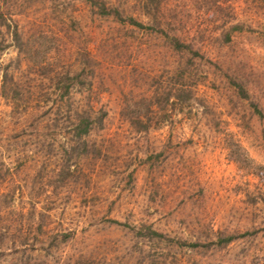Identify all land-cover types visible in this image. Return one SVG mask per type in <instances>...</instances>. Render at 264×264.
I'll use <instances>...</instances> for the list:
<instances>
[{
  "label": "rangeland",
  "instance_id": "1",
  "mask_svg": "<svg viewBox=\"0 0 264 264\" xmlns=\"http://www.w3.org/2000/svg\"><path fill=\"white\" fill-rule=\"evenodd\" d=\"M104 1L145 23L155 12L200 54L89 0H0V264H264V0ZM15 24L36 47L51 32L49 56L72 69L90 52L75 104L107 114L86 147L64 150L66 114H28L52 90L11 41ZM133 105L146 131L121 113ZM146 224L176 240L148 237ZM219 230L238 235L206 243Z\"/></svg>",
  "mask_w": 264,
  "mask_h": 264
},
{
  "label": "trees",
  "instance_id": "2",
  "mask_svg": "<svg viewBox=\"0 0 264 264\" xmlns=\"http://www.w3.org/2000/svg\"><path fill=\"white\" fill-rule=\"evenodd\" d=\"M92 4V8L96 6V12L100 16H111L113 19L119 22H128L134 24L140 28H149L151 30H159L163 33V36L168 40V43L177 50H183L184 48L199 53V47L194 48L193 44L189 41L182 40L178 35L170 34L166 29L159 25V19L156 17V13L152 12V21L145 23L141 19H138L132 14H125L116 6H109L105 3L104 0H89ZM145 6L148 7L147 2ZM0 17L5 21L9 27V22H7V17L0 12ZM0 53L1 51L10 44V41L6 40V35L2 29H0ZM10 32V33H9ZM7 33L10 34L11 41H14L19 48L22 50L24 55L27 56V69L35 70V74L39 77L40 82H49L51 84V100L49 104L43 105V109L37 113L38 108H30L29 113L31 116L39 120L44 115L52 113L55 117H60L63 113L66 114V117L69 118L72 122L70 129L68 130L70 134V146L65 147L67 149H76L79 146L86 147V136L88 135L89 128L96 125L101 127L103 125L104 116L107 114L106 109L101 105L97 109H94L92 105L87 104L82 108L78 107L76 102V91H82L84 87L89 88L91 83L90 75L93 72V66L90 64L91 54L85 48V46L79 48L78 52L79 63L78 67L72 69L71 64H62L59 63L60 56L55 55L54 53L49 56L50 50L54 49V45L51 44L55 42V37L51 32L40 30L37 35L39 37V45L34 46V42L30 41V38L21 39L22 33L19 32L17 25L15 24L12 29L9 28ZM200 54V53H199ZM9 66V65H8ZM7 72V71H6ZM5 79L7 78V73H4ZM232 82L238 88V90L244 95L249 96L246 89L241 82L232 79ZM165 95H167L165 93ZM168 99V96L166 97ZM254 109L259 113H262V110L259 107L257 101H251ZM139 110L135 105L132 107L124 106L121 109V113H127L130 121L132 123L141 124L143 130H147L150 126L149 122H143ZM146 112V111H145ZM243 150V154L240 157L247 161L251 162L252 159L248 156L247 152ZM100 151V149H99ZM261 193V192H260ZM112 221L121 222L119 219L112 218ZM146 230L144 233L150 238H161L166 240H176V238L168 235L164 231L153 227L151 224H146L144 227ZM257 229L244 231L246 233L256 232ZM72 232H67L63 234V237H69ZM238 234L235 232L225 233L222 230H219L215 233L214 237L210 238L206 243L222 246L233 240ZM185 242V241H183ZM199 240L192 241L191 245L200 244Z\"/></svg>",
  "mask_w": 264,
  "mask_h": 264
}]
</instances>
